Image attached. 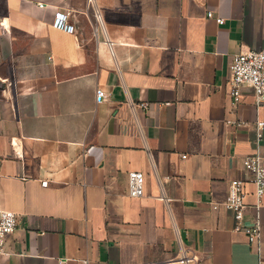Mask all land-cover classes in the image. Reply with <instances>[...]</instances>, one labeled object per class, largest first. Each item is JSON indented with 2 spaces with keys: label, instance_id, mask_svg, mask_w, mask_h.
Masks as SVG:
<instances>
[{
  "label": "crops",
  "instance_id": "crops-1",
  "mask_svg": "<svg viewBox=\"0 0 264 264\" xmlns=\"http://www.w3.org/2000/svg\"><path fill=\"white\" fill-rule=\"evenodd\" d=\"M247 50L264 0H0V210L17 214L0 264H264V195L258 243L211 206L240 179L256 220L242 160L264 164V103L228 84Z\"/></svg>",
  "mask_w": 264,
  "mask_h": 264
},
{
  "label": "built area",
  "instance_id": "built-area-1",
  "mask_svg": "<svg viewBox=\"0 0 264 264\" xmlns=\"http://www.w3.org/2000/svg\"><path fill=\"white\" fill-rule=\"evenodd\" d=\"M88 4H95V0H87ZM40 7L44 4L40 3ZM96 18L99 14L95 13ZM207 17H212L219 24L223 23V18L214 16L212 11L207 12ZM53 26L64 29L68 32H73L74 27L66 23V15L61 12H56ZM229 94L234 102L240 100V90L242 86L252 88L255 97L256 106L264 103V51L263 50H247L238 53L232 57L229 64ZM107 97V93L102 88H96L95 101L97 104L103 102ZM142 108L146 107V103H140ZM264 128V118L258 119L255 122L256 140L259 142L262 138V130ZM186 155H182L185 158ZM243 167L251 175L250 182L253 184V195L256 199V220L253 225L246 226L243 223L244 212L247 208L248 191L245 188V182L240 179H233L229 183V190L225 198L220 202H212L213 209L223 207L230 210L234 218V230L242 231L247 234L252 240L259 242L261 235V227L259 222V207L260 200L264 195V164L263 159L258 152L246 155L242 160ZM144 176L139 171H130L128 173L127 194L129 196H140ZM17 226V214L10 210H0V254L4 252L5 239L11 234ZM170 262H180L188 264L189 258L185 255L179 260L173 258ZM60 264H63L60 261Z\"/></svg>",
  "mask_w": 264,
  "mask_h": 264
}]
</instances>
